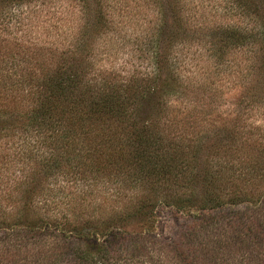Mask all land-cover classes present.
<instances>
[{
	"label": "rangeland",
	"instance_id": "rangeland-1",
	"mask_svg": "<svg viewBox=\"0 0 264 264\" xmlns=\"http://www.w3.org/2000/svg\"><path fill=\"white\" fill-rule=\"evenodd\" d=\"M228 2L22 0L0 13V107L15 106L16 116L34 102L41 76L60 65L120 84L154 79L156 46L175 84L158 107L146 96L137 117L146 124L156 120L166 136L173 132L183 168L179 178L151 185L128 164L83 173L89 168H78L83 165L76 157L71 166L57 167L59 146L34 131L21 134L22 112L7 114L11 131L0 133V212L11 214L7 196L20 185H39L33 205L51 224L37 234L0 229V264H264V172L235 168L244 145L264 153V93L241 79L237 47L229 46L221 58L210 50L218 29L252 26L237 9L225 11ZM174 8L183 37L165 51ZM162 72L161 78L168 73ZM157 86L149 82L148 92ZM226 149L231 154L222 156ZM189 153L187 166L182 161ZM191 169L223 178L218 201L197 180L186 182ZM140 200L146 205L142 214L118 220ZM85 217L116 218L126 232L87 238Z\"/></svg>",
	"mask_w": 264,
	"mask_h": 264
},
{
	"label": "trees",
	"instance_id": "trees-1",
	"mask_svg": "<svg viewBox=\"0 0 264 264\" xmlns=\"http://www.w3.org/2000/svg\"><path fill=\"white\" fill-rule=\"evenodd\" d=\"M21 3L22 0H0V13L10 6ZM228 3L223 6L225 11L237 9L244 18H249L252 26L250 28L238 26L233 32L218 29L219 37L212 43L210 50L221 58L229 46L237 47L240 54L235 67L241 79L247 81L248 88L255 89L259 95H262L264 93V0H229ZM171 6L172 3L167 9L172 8ZM173 15V35L172 39L169 38L163 43L162 48L165 51L176 45L174 42L179 43L176 39L180 40V37H183L180 33L183 27L181 16L177 11ZM159 36L162 40H166L162 30ZM154 48L152 60L154 79L148 78L142 82L131 79L132 81L128 83L120 84L106 77L87 79L78 73V67L76 70L71 65H60L50 75L44 74L40 78V89L34 93V102L20 111L22 112L18 119L20 133L24 135L34 131L43 140L57 144L58 152L61 154L58 155L57 167H65L68 164L71 166L70 161L79 157V162L83 166L77 167L89 168L83 173H99L101 169H107L108 165L115 167L112 164L116 166L118 164L115 167L117 169L128 164L127 167L142 173V177H145L151 185L179 178L183 171L182 167L179 170L182 151L179 150L180 144L173 132L170 131L166 136L156 120L146 124L137 117L142 103L148 104L145 101L146 96L148 101L153 99L151 102L158 107L168 93V89L175 84L169 75L166 62L163 61L160 52L156 51V46ZM165 68L168 73L166 72L161 78L160 75ZM151 81H157L158 86L154 92L149 93ZM0 87H3L1 79ZM249 97L254 98L255 95L250 94ZM16 112L15 106L9 109L0 107V133L7 134L11 131L6 127L8 124L4 122L5 116L7 114L16 116ZM195 148L197 147H191V151ZM256 148L257 146L244 145L243 157L237 161L235 168L252 169L254 166L264 172V153L261 150L256 152ZM228 154H231L229 149L221 152L222 156ZM189 155L182 164L186 163L190 166L189 160L193 157L192 154ZM43 168H46V165H43ZM207 170L194 172L191 169L185 175L187 180L185 177L183 179L189 183L197 180L204 189L210 190L207 193L210 200L218 201L220 198L216 192L220 185L218 180L223 178ZM39 187L37 185V189L31 190L33 187L29 188L27 184L26 186L22 184L15 190L16 195L11 193L7 196V201L12 202V211L10 215H7L6 211L0 212V229L37 234L43 232L42 228H49L51 220L38 212L37 206L33 205ZM140 201L141 205L133 209L132 213L127 212V209L121 212L118 220L123 222L132 215L142 214L146 205L144 200ZM125 214L127 217L130 216L126 218ZM83 219L82 226L89 230L87 238L109 237L115 233L123 235L126 232L116 218L111 220L103 218L100 222L90 217ZM54 226L59 227L60 224ZM59 229L63 231L62 228ZM70 232L77 231L74 228Z\"/></svg>",
	"mask_w": 264,
	"mask_h": 264
}]
</instances>
